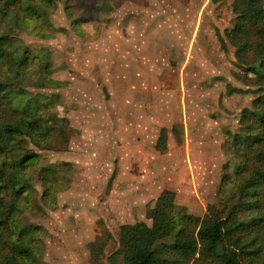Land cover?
<instances>
[{"label":"rangeland","instance_id":"rangeland-1","mask_svg":"<svg viewBox=\"0 0 264 264\" xmlns=\"http://www.w3.org/2000/svg\"><path fill=\"white\" fill-rule=\"evenodd\" d=\"M231 1L111 0V11L97 15L89 0H73L70 8L83 18L81 34L73 30L63 0H54L40 16L45 24L36 23V16L22 27H9L5 18L0 19V31L9 32L7 49L16 55L31 49L39 55V61L20 69L19 81L6 72L9 59L0 62V79L9 83L5 117L15 119L24 110H56L71 125L67 143L47 135L49 141L39 147L28 135L16 134V143L39 154L34 172L41 165L63 161L72 166L70 186L57 191L54 207L41 201L42 187L34 180L30 209L22 208L16 216L27 238L34 232L29 224L43 229L36 240L39 264H123L121 256H109L118 246L119 224L150 223L146 209L164 187L173 189L175 201L193 214L203 216L208 204L223 207L221 177L233 163L228 134L240 128L241 111L252 107L260 86L240 63L253 62L254 55L247 53L240 61L223 34L234 16ZM32 6L42 11L41 5ZM161 20L166 38L172 36L163 52L173 55L159 57L157 63L145 58L150 67L147 88L125 84L126 71L120 74V66L128 58L134 62L137 39ZM219 36L225 39V49ZM254 39L249 36L250 42ZM188 53L190 61L178 79L177 61L181 65ZM47 64L50 76L64 80V85H34L32 75L46 71ZM53 93L58 99L47 109L44 103L35 105V96ZM162 126L168 129L163 151L155 148ZM235 203L237 199H231L228 208ZM243 217L248 218L247 213ZM100 241L105 244L95 256Z\"/></svg>","mask_w":264,"mask_h":264},{"label":"trees","instance_id":"trees-1","mask_svg":"<svg viewBox=\"0 0 264 264\" xmlns=\"http://www.w3.org/2000/svg\"><path fill=\"white\" fill-rule=\"evenodd\" d=\"M110 2L89 0V5L94 14L101 15L111 11ZM63 3L73 30L81 34L83 18L75 16L71 9L73 0ZM32 4L41 5L42 11H34ZM53 4L54 0H0V19L5 18L9 27H22L35 16L37 22H33L45 24L40 16L46 15ZM231 8L234 16L225 36L234 45L240 61H245L247 53L254 55L253 62L240 63L254 73L260 86L255 90L252 107L241 111L240 128L228 134L233 163L231 171L221 177L219 198L223 207L208 204L204 215L199 216L175 201L173 189L162 188L153 205L146 209L150 223L138 220L119 224L118 246L109 256H121L123 264H264V2L232 0ZM8 34L0 31V62L9 59L6 72L10 79L19 81L20 69L30 65L31 60L39 61V55L31 49L19 55L12 53L5 47ZM250 35L255 36L254 42H250ZM222 36L219 40L225 49ZM32 76L35 86L59 87L65 83L50 76L48 64L46 71L34 72ZM8 84L0 79V264H39L35 259L41 249L36 246V240L43 229L29 224L28 228L34 232L27 238L18 227L16 216L22 208L30 209L36 194L34 180L42 187L41 201L54 207L57 191L70 186L72 166L69 161H63L41 165L34 172L39 154L26 144L16 143V134L28 135L39 147L49 141L47 135L67 143L71 125L67 116L59 115L56 110L47 114L24 110L15 119L6 118L5 106L10 103L4 91ZM52 96H35L34 103H44L42 106L47 109L58 99L57 93ZM172 131L176 134L177 124L172 125ZM167 136V127H160L156 149L167 148ZM233 198L237 203L229 209L227 204ZM244 213L248 218L243 217ZM104 244L105 241H100L94 248L95 256H99Z\"/></svg>","mask_w":264,"mask_h":264},{"label":"crops","instance_id":"crops-1","mask_svg":"<svg viewBox=\"0 0 264 264\" xmlns=\"http://www.w3.org/2000/svg\"><path fill=\"white\" fill-rule=\"evenodd\" d=\"M161 1H163V0H161ZM171 8H172V10L175 9L174 6H172ZM145 17H147V16H145ZM154 17H155V15H152L151 19L150 18L147 19L149 21V23L152 21V19ZM162 21L163 20L158 21L154 24L151 23L149 26V30H147V31L145 30L146 33L144 35H143V32L141 33L144 38L139 40L140 39V37H139L137 39V44H138L137 47L138 48L136 47L137 50L134 51V53H133V55H136V57L134 58V62H133L132 58H128V59H126V61L123 62V65L120 66L122 69L119 71L120 74H123L124 70L126 71V73H124L122 75V77L126 81L125 84H142V85H144L145 88H147L149 83L147 82V79H146L147 76L146 75H147V72L150 70V67L148 66L147 60L145 58L147 56H149L150 61L152 60L154 63H157L156 61L159 60V57H165L168 55H173L172 53L169 54V53L163 52L164 42H166V40L171 41L172 36L167 35V36H169V38H166V32L163 33L164 29L162 28V26H163ZM166 23H169V22L166 21ZM142 24H145V20H143ZM229 26L224 28V31H223L224 35H225V30ZM155 28H157V31L154 30ZM189 53L187 55H184V59H183L182 63H180L181 65L183 64V67H181V65H179V61H177V63H178V67H177L178 77H176V78H178V79L183 76L181 74L182 69H186L188 62L190 61L191 56ZM141 57L144 59L143 62L141 61ZM174 58H176V57L174 56ZM176 59L179 60L178 57ZM148 61H149V59H148ZM150 61H149V63H150ZM132 65H134L133 70H130V67ZM157 69H159V68H157ZM120 76L121 75H118V78ZM60 80H62V79H60ZM62 81H64V80H62ZM160 82L163 83V79L160 81H157V84H159ZM50 88H57V87H50Z\"/></svg>","mask_w":264,"mask_h":264}]
</instances>
